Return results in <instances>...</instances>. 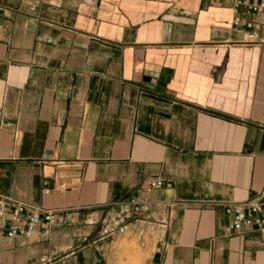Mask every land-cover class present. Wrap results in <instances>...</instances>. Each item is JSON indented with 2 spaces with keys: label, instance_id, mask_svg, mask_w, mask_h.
Returning a JSON list of instances; mask_svg holds the SVG:
<instances>
[{
  "label": "crops",
  "instance_id": "crops-1",
  "mask_svg": "<svg viewBox=\"0 0 264 264\" xmlns=\"http://www.w3.org/2000/svg\"><path fill=\"white\" fill-rule=\"evenodd\" d=\"M233 1L0 0V194L60 211L0 264H110L158 178L146 264H264V231L224 232L264 190V11Z\"/></svg>",
  "mask_w": 264,
  "mask_h": 264
},
{
  "label": "built area",
  "instance_id": "built-area-1",
  "mask_svg": "<svg viewBox=\"0 0 264 264\" xmlns=\"http://www.w3.org/2000/svg\"><path fill=\"white\" fill-rule=\"evenodd\" d=\"M233 9L238 11L244 8L247 12L260 14L264 11L263 0H234ZM237 21V20H236ZM247 27H252V23H246ZM163 179L147 180L143 185L144 196L128 199L117 205L118 212L112 216V233L118 232L129 236L133 230L128 228L132 220L137 219L148 211V193L155 188L161 187ZM57 210H44L36 206H31L22 201L13 200L0 194V234L7 237L22 236L25 239L32 237L33 233L39 228L47 233L52 224L57 222ZM233 222L224 228L227 235L245 228H255L264 231V190L253 198L241 202H234L231 205ZM141 234L138 233L137 239L141 241Z\"/></svg>",
  "mask_w": 264,
  "mask_h": 264
},
{
  "label": "rangeland",
  "instance_id": "rangeland-1",
  "mask_svg": "<svg viewBox=\"0 0 264 264\" xmlns=\"http://www.w3.org/2000/svg\"><path fill=\"white\" fill-rule=\"evenodd\" d=\"M111 253L110 264H146L143 260L146 252L143 251L135 239L124 235L119 237Z\"/></svg>",
  "mask_w": 264,
  "mask_h": 264
}]
</instances>
